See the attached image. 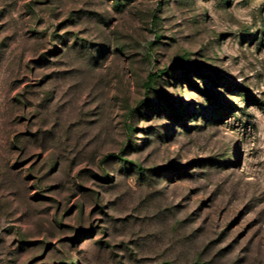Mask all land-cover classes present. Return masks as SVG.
<instances>
[{"label":"rangeland","instance_id":"rangeland-1","mask_svg":"<svg viewBox=\"0 0 264 264\" xmlns=\"http://www.w3.org/2000/svg\"><path fill=\"white\" fill-rule=\"evenodd\" d=\"M0 264H264V0H0Z\"/></svg>","mask_w":264,"mask_h":264},{"label":"trees","instance_id":"trees-1","mask_svg":"<svg viewBox=\"0 0 264 264\" xmlns=\"http://www.w3.org/2000/svg\"><path fill=\"white\" fill-rule=\"evenodd\" d=\"M153 79V76H150V80Z\"/></svg>","mask_w":264,"mask_h":264}]
</instances>
